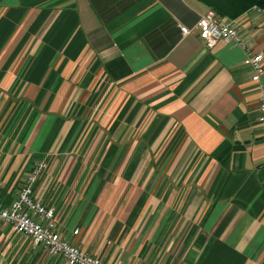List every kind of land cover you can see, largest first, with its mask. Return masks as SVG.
<instances>
[{
	"label": "crops",
	"instance_id": "0c3cea01",
	"mask_svg": "<svg viewBox=\"0 0 264 264\" xmlns=\"http://www.w3.org/2000/svg\"><path fill=\"white\" fill-rule=\"evenodd\" d=\"M208 9L0 0L3 205L44 160L33 197L108 264H264V130L247 62L261 53L264 68V9L234 18L245 47L206 48L196 23ZM0 264L69 263L2 223Z\"/></svg>",
	"mask_w": 264,
	"mask_h": 264
},
{
	"label": "built area",
	"instance_id": "2783aa9c",
	"mask_svg": "<svg viewBox=\"0 0 264 264\" xmlns=\"http://www.w3.org/2000/svg\"><path fill=\"white\" fill-rule=\"evenodd\" d=\"M251 8L257 11L264 9L256 5ZM196 26L206 48H212L218 42L232 43L242 47L246 45L235 20L219 17L213 9H208L200 15ZM181 31L185 34L189 30L186 26H181ZM262 59L261 53L247 52V62L252 68L251 79L257 85V121L264 130V81L262 79L264 68ZM46 167V161H35L11 203L5 206L0 201V225L7 223L14 232L23 238L40 245L52 255L62 256L69 264H108L99 256L83 251L62 237L56 228L53 207L47 206L33 197L34 184ZM74 232H77V229Z\"/></svg>",
	"mask_w": 264,
	"mask_h": 264
},
{
	"label": "trees",
	"instance_id": "16d2710c",
	"mask_svg": "<svg viewBox=\"0 0 264 264\" xmlns=\"http://www.w3.org/2000/svg\"><path fill=\"white\" fill-rule=\"evenodd\" d=\"M213 9L219 17L234 19L256 5L264 8V0H199Z\"/></svg>",
	"mask_w": 264,
	"mask_h": 264
}]
</instances>
